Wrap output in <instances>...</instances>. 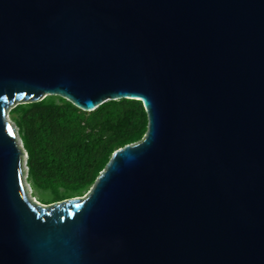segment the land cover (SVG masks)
<instances>
[{
  "label": "water",
  "instance_id": "95a60500",
  "mask_svg": "<svg viewBox=\"0 0 264 264\" xmlns=\"http://www.w3.org/2000/svg\"><path fill=\"white\" fill-rule=\"evenodd\" d=\"M47 95L149 115L53 204L7 117ZM0 264H264V0H0Z\"/></svg>",
  "mask_w": 264,
  "mask_h": 264
},
{
  "label": "trees",
  "instance_id": "16d2710c",
  "mask_svg": "<svg viewBox=\"0 0 264 264\" xmlns=\"http://www.w3.org/2000/svg\"><path fill=\"white\" fill-rule=\"evenodd\" d=\"M10 112L28 153L29 182L53 195L43 204L84 196L113 152L143 139L149 128L146 107L137 100L106 101L85 111L61 96L47 95Z\"/></svg>",
  "mask_w": 264,
  "mask_h": 264
},
{
  "label": "rangeland",
  "instance_id": "374dc122",
  "mask_svg": "<svg viewBox=\"0 0 264 264\" xmlns=\"http://www.w3.org/2000/svg\"><path fill=\"white\" fill-rule=\"evenodd\" d=\"M7 117L11 120L12 123H14V125H16L15 121L12 120V113L11 112L8 114ZM31 188H32L33 194L38 199V201H40L41 203H47V202L53 200L52 193H50V192H44V191H39V190L37 191V190L34 189V187L32 186V184H31Z\"/></svg>",
  "mask_w": 264,
  "mask_h": 264
}]
</instances>
